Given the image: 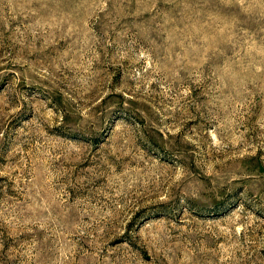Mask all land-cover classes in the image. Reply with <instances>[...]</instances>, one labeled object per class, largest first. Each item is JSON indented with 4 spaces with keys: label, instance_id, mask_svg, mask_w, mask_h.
Segmentation results:
<instances>
[{
    "label": "rangeland",
    "instance_id": "1",
    "mask_svg": "<svg viewBox=\"0 0 264 264\" xmlns=\"http://www.w3.org/2000/svg\"><path fill=\"white\" fill-rule=\"evenodd\" d=\"M0 264H264V0H0Z\"/></svg>",
    "mask_w": 264,
    "mask_h": 264
}]
</instances>
